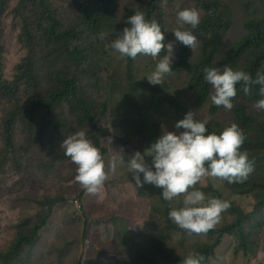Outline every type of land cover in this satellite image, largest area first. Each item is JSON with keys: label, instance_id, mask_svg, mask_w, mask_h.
Wrapping results in <instances>:
<instances>
[{"label": "trees", "instance_id": "16d2710c", "mask_svg": "<svg viewBox=\"0 0 264 264\" xmlns=\"http://www.w3.org/2000/svg\"><path fill=\"white\" fill-rule=\"evenodd\" d=\"M70 1L83 17V23L65 30L48 0H19L14 8L16 16L23 20L25 40L21 43L28 55L16 66L14 77L9 79L4 76L5 49L0 46V131L4 143L0 151V172L19 153L20 147L15 140L17 127L28 134L29 147H43L47 144L52 147L54 141L60 140L61 143L74 132L84 130L103 156L107 152L102 139L109 135V130L103 126L102 119L110 108V100L98 102L92 98L90 88L78 75L82 66L96 63L89 54V49L82 45L81 37L85 34L99 36L104 30L115 31L118 26L120 29H116L115 33H119L127 26V18L136 11L127 9L123 23L118 25L117 0ZM137 1L141 3L137 11L145 13L147 19L161 25L166 32L167 43L164 10L167 6H174L175 0H146L145 3V0ZM193 1L194 8L200 14V23L193 31L202 41V53L199 62H192L190 50L181 48L174 57L170 75L174 77L173 74L187 73L186 90L192 92L196 106L202 108L208 103L209 114L216 117L209 120L208 132L219 134L233 122L239 125L246 136L241 150L253 162V171L243 182L230 184L206 177L195 186L206 196L228 200L231 205L221 214V223L201 234L180 229L169 218V211L182 205L183 195L169 202L160 194L162 190L151 184L139 188V194L151 200L152 216L163 223L168 233L160 236L149 229L138 233L129 224L124 226L123 222H116L124 231V234L118 233L120 251L117 252L120 257L125 258L124 264H181L182 259L192 251L204 255L203 264H215L217 252L227 237L235 241V254L241 253L252 260L259 252L262 236L264 237V112L254 108L255 103L264 97L259 95V85L252 86L249 93L245 94L242 84H238L237 95L232 101L234 107L228 111L212 103L214 88L204 79L205 68H223L225 65L250 73L253 78L258 72L264 74V0H238L241 11L233 10L231 2L235 0H229L230 3L223 0ZM9 3L10 0H0V26ZM28 3L32 9L38 6L42 12L23 18L21 10ZM238 16L241 17V22L243 16L245 18L242 29L235 33V18ZM232 30L233 38H229ZM46 44L53 46V62L49 67L46 66L50 74L43 86L36 54L39 45ZM166 54L167 48L158 56L161 59ZM139 56L136 59L123 57L126 70L121 77L118 75L121 82L114 85L112 80L116 74L112 73L107 91L110 98L117 91L119 99L124 101L127 112L121 118L122 125L129 137L138 139L137 149L143 152L163 134L161 124L149 119V109L163 107L174 110L175 118L180 120L186 107L164 85L153 86L146 78L141 80L136 77L135 62ZM222 113L225 114V119H217ZM73 121L77 122L78 128L68 133ZM127 143L129 142L126 140L125 145ZM58 158H68L64 155V149L59 151ZM145 159L150 163V157ZM232 194L252 198V211H247L237 198H232ZM64 201L66 198L63 196L39 200L41 211L37 214V220L26 222V228L17 234L8 249L0 251V264H27L29 258L22 254L26 248L32 251L38 247L54 208ZM171 233L179 236L176 243L167 239ZM191 238L196 240L190 241ZM88 248L86 246L84 251V263H87Z\"/></svg>", "mask_w": 264, "mask_h": 264}, {"label": "rangeland", "instance_id": "374dc122", "mask_svg": "<svg viewBox=\"0 0 264 264\" xmlns=\"http://www.w3.org/2000/svg\"><path fill=\"white\" fill-rule=\"evenodd\" d=\"M17 1L19 0H10L0 26V46L5 49L4 76L9 79L14 77L17 72L16 66L28 55V51L21 43L25 40L23 20L14 13ZM223 1L230 3L229 0ZM48 2L64 30L83 23V17L70 0H48ZM173 4L174 6H167L164 10L167 43H173L174 57L181 48L185 47L192 53L191 61L199 62L202 41L198 39L196 46L191 49L177 42L172 33L179 26L177 12L185 8H194L195 3L193 0H175ZM140 5L141 3L139 4L137 0H117L118 25L123 23L127 9L137 11ZM231 5L234 7L233 10L241 11V3L238 0L231 2ZM41 12L38 6L32 9L29 3L21 10L23 18L38 15ZM244 18L243 16L242 22L240 16L235 18V33L242 29ZM104 28L106 29L107 26ZM116 29H120L119 26L115 28V31L104 30L99 36L91 37L85 34L81 37L82 45L89 49V54L94 57L96 63L92 66L89 64L82 66L78 75L90 88L92 98L98 102L110 100V108L102 119L103 126L109 130V135L102 139V145L107 149L103 156L107 179L99 192L89 194L76 182L77 166L69 157L58 158L59 151L63 149L59 148L60 140L54 141L52 147L49 144L43 147L40 145L29 147L28 134L21 127L15 130V140L20 147L19 153L17 158L11 159L5 169L0 172V251L8 249L17 234L26 228V222L32 223L37 220V214L41 211L39 200L54 196L66 198V201L54 208L48 226L42 232L38 247L32 251L26 248L22 254L29 258L27 264H124L125 258L117 254L120 251L118 233L124 234V231L117 226L116 222H123L124 226L129 224L138 233L143 229H149L160 236H166L168 233L163 223L152 216L151 200L139 194V188L134 181L132 182V175L128 174L127 165L123 162L139 151L137 149L139 141L125 133L121 118L127 111L124 101L119 99V93L116 91L110 98L107 91L112 73L116 74L112 81L114 85H118L121 82V74L126 70L123 57L110 46L111 40L118 34L115 33ZM233 30L229 33V38H233ZM52 50L53 46L47 44L39 45L37 49L36 60L41 67L40 80H43V86L50 74L46 66H50L53 62ZM159 59V56L152 58L140 55L135 62L136 77L144 80L142 77L155 68ZM173 76H166L164 87L185 104L183 117L188 111H193L199 118L216 119L209 114L208 103L202 108L196 106L192 92L186 90L187 73L173 74ZM131 96H133L132 93ZM65 110L67 111L66 107ZM259 111L264 112V110ZM149 113L150 120L161 124L162 132L164 130L183 131V129L175 128L178 119L175 118L174 110L162 107L155 110L149 109ZM217 119H225V114H220ZM77 128V122L73 121L68 128V133ZM109 137L111 142H108ZM126 140L129 142L127 145H125ZM3 146L2 131H0V151ZM232 198H237L247 211H252L254 203L252 198L236 197L233 194ZM178 237L177 234L171 233L167 239L176 243ZM195 240L191 238L190 241ZM86 246L89 248L87 263H84ZM234 246L233 238L227 237L218 250L214 263H264L263 236L261 248L252 260L245 258L241 253L235 254Z\"/></svg>", "mask_w": 264, "mask_h": 264}, {"label": "clouds", "instance_id": "9594fccd", "mask_svg": "<svg viewBox=\"0 0 264 264\" xmlns=\"http://www.w3.org/2000/svg\"><path fill=\"white\" fill-rule=\"evenodd\" d=\"M177 20L179 26L172 31L175 40L193 49L198 42L193 30L200 23L199 11L195 8L179 10ZM126 24L111 40V48L121 57L131 59H136L138 55L156 58L167 48L168 54L142 77L153 86L165 85V78L171 74L174 62L173 43L165 42L166 32L158 22L147 19L141 11L128 17ZM204 79L214 88L212 103L228 111L234 107L232 101L237 95L238 84H242L245 94L252 86L259 85V95L264 97V74L259 72L253 78L250 73L225 65L223 68H205ZM254 107L264 110V98L259 99ZM209 123L208 119L188 111L175 124L177 130L183 131L164 130L150 147L143 152H135L123 161L138 188L151 184L161 189L163 199L169 202L183 195L182 205L172 208L169 218L189 233L201 234L214 229L221 214L231 206L228 200L208 197L196 189L195 186L203 178L211 177L231 184L245 181L253 171V162L241 150L246 136L239 125L233 122L217 134L208 132ZM108 142H111V137ZM60 148L77 166L76 182L89 194L98 193L107 179L104 158L87 132H74L62 140ZM145 157L151 158L150 163ZM204 260L202 253L192 251L182 259L181 264H203Z\"/></svg>", "mask_w": 264, "mask_h": 264}]
</instances>
